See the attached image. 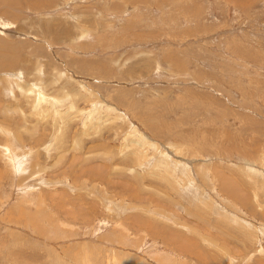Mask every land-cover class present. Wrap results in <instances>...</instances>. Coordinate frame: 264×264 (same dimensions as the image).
<instances>
[{"label": "rangeland", "instance_id": "374dc122", "mask_svg": "<svg viewBox=\"0 0 264 264\" xmlns=\"http://www.w3.org/2000/svg\"><path fill=\"white\" fill-rule=\"evenodd\" d=\"M0 264H264V0H0Z\"/></svg>", "mask_w": 264, "mask_h": 264}]
</instances>
